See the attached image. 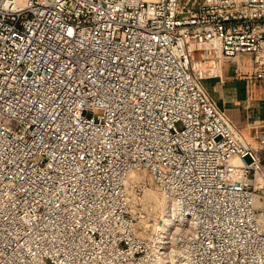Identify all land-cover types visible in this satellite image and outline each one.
<instances>
[{"label": "built area", "instance_id": "2783aa9c", "mask_svg": "<svg viewBox=\"0 0 264 264\" xmlns=\"http://www.w3.org/2000/svg\"><path fill=\"white\" fill-rule=\"evenodd\" d=\"M245 55L264 108V0H0V264H264V110L243 136L201 85Z\"/></svg>", "mask_w": 264, "mask_h": 264}, {"label": "crops", "instance_id": "0c3cea01", "mask_svg": "<svg viewBox=\"0 0 264 264\" xmlns=\"http://www.w3.org/2000/svg\"><path fill=\"white\" fill-rule=\"evenodd\" d=\"M242 59V58H241ZM241 68V67H240ZM232 59L222 61L221 77L201 80V85L211 100L221 108L235 129L243 136L251 133V127L263 120L264 108L252 105L251 81Z\"/></svg>", "mask_w": 264, "mask_h": 264}, {"label": "rangeland", "instance_id": "374dc122", "mask_svg": "<svg viewBox=\"0 0 264 264\" xmlns=\"http://www.w3.org/2000/svg\"><path fill=\"white\" fill-rule=\"evenodd\" d=\"M180 3L183 0H179ZM241 68L244 74H250L252 69L251 57L245 55L241 59ZM250 96L252 105L257 108L259 105L263 107L261 87L258 81H251ZM177 128H180L176 124ZM262 158L264 150L261 151ZM264 162V161H263ZM138 177L128 179L127 191L130 203V214L133 217V222L140 235H150L161 225L162 219L159 214L160 206H166L168 202L161 195L158 187L150 180L146 173L138 172ZM165 203V204H164ZM264 204V189L256 191L255 205L258 210H261ZM161 219V220H160ZM170 263V262H169ZM166 263V264H169ZM173 264V263H170Z\"/></svg>", "mask_w": 264, "mask_h": 264}, {"label": "bare ground", "instance_id": "6f19581e", "mask_svg": "<svg viewBox=\"0 0 264 264\" xmlns=\"http://www.w3.org/2000/svg\"><path fill=\"white\" fill-rule=\"evenodd\" d=\"M236 161H239V160H236ZM138 172H131L130 174H129V177H128V179L130 180V179H134L138 174H137ZM138 177V176H137ZM168 202V201H167ZM165 204V203H164ZM167 206V205H166ZM166 206H160L161 208H160V211H159V214L161 215V219H162V223H161V225L160 226H158L157 227V229H159L160 231H164V229H165V227L167 226V219H166V212L168 211V209H167V207ZM168 207H169V202H168ZM160 219V220H161ZM170 263H172L171 261H170ZM169 263V264H170ZM174 264V263H173Z\"/></svg>", "mask_w": 264, "mask_h": 264}]
</instances>
